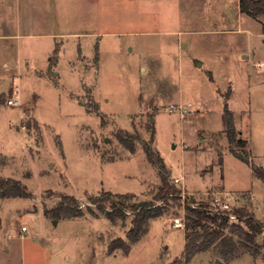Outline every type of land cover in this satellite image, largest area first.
<instances>
[{"label": "rangeland", "instance_id": "1", "mask_svg": "<svg viewBox=\"0 0 264 264\" xmlns=\"http://www.w3.org/2000/svg\"><path fill=\"white\" fill-rule=\"evenodd\" d=\"M238 7L239 0H0V264L180 258L187 220L174 202L139 241L129 239L133 204L152 201L162 186L145 144L189 201L210 207L231 194L234 209L264 224V182L254 171L264 168V17L239 15ZM226 104L244 148L227 139ZM17 186L27 198L2 197ZM105 192L135 196L115 199L125 218H108L112 201L105 212L91 203ZM63 195L78 200L81 216L54 218ZM233 237L229 257L218 244L189 264H264V233L256 246ZM119 240L128 250L111 249Z\"/></svg>", "mask_w": 264, "mask_h": 264}, {"label": "trees", "instance_id": "2", "mask_svg": "<svg viewBox=\"0 0 264 264\" xmlns=\"http://www.w3.org/2000/svg\"><path fill=\"white\" fill-rule=\"evenodd\" d=\"M239 7L241 13L254 20L259 21L261 17H264V0H239ZM262 27L264 34V23ZM224 123L226 136L230 144L244 148L247 142L238 138L239 133L235 128L234 114L229 110L227 104L225 106ZM137 138L142 141L139 136ZM121 141L127 145L126 147L131 153L135 152V148L133 146L130 147L124 138H121ZM144 149L148 161L157 166L161 172L162 186L152 201L133 204V227L129 232V239L133 243L139 241L147 233L151 220L164 216L166 205L171 201L184 208L186 213L185 220H187V223H184V228L187 233L185 234L186 244L182 256L169 264H189L197 254L204 253L218 244L220 247L219 255L227 258L236 248L233 236H237L249 246L257 245L256 239L258 235L264 233V224L251 211L245 208L234 209L232 212L213 211L207 205H197L195 201H189V198L186 195L184 196L182 191L168 179L165 161L157 156L148 144H145ZM235 156L248 164V156L240 154H235ZM254 171L257 177L264 182V168L256 166ZM2 197L27 198L28 194L22 192L21 188L17 186L4 192ZM134 197L132 194L114 195L105 192L102 197H94L90 201L99 207L102 212H105L102 204L105 201H112V207L107 212V215L111 221H115L116 218L126 217L123 207L115 199L131 200ZM53 213L54 218L61 219L63 217H79L82 215V210L76 198L63 195L59 204L53 209ZM231 216L236 217L237 223L231 221ZM227 231L231 233V236L228 235ZM119 248L128 250L129 247L122 240L112 243V250Z\"/></svg>", "mask_w": 264, "mask_h": 264}, {"label": "built area", "instance_id": "3", "mask_svg": "<svg viewBox=\"0 0 264 264\" xmlns=\"http://www.w3.org/2000/svg\"><path fill=\"white\" fill-rule=\"evenodd\" d=\"M9 105L17 106L19 105V101L16 99H11L8 102ZM170 110H175V106H171ZM182 113L188 112V107L182 108L180 110ZM175 182H179V179H176ZM185 196V194H183ZM234 200V196L231 194H224L221 197H215L210 201V208L213 211H220V212H232L234 208L231 205V202ZM237 219L235 216H231V221L235 222ZM177 227H182V224L176 225ZM23 231H26L25 228H23Z\"/></svg>", "mask_w": 264, "mask_h": 264}, {"label": "crops", "instance_id": "4", "mask_svg": "<svg viewBox=\"0 0 264 264\" xmlns=\"http://www.w3.org/2000/svg\"><path fill=\"white\" fill-rule=\"evenodd\" d=\"M238 12L240 13L239 15H245V14H243V13H241V11H240V7H238ZM247 16V15H246ZM218 19H219V22H221L222 24H226L227 22H228V17H227V15L226 14H221L219 17H218ZM203 64L204 63H200L199 64V67L200 66H203ZM180 179H182V178H180ZM260 221V220H259ZM261 222V221H260ZM225 264H229L228 262H226Z\"/></svg>", "mask_w": 264, "mask_h": 264}, {"label": "water", "instance_id": "5", "mask_svg": "<svg viewBox=\"0 0 264 264\" xmlns=\"http://www.w3.org/2000/svg\"><path fill=\"white\" fill-rule=\"evenodd\" d=\"M57 220L54 221V224L57 225ZM217 264H223L221 261L217 260Z\"/></svg>", "mask_w": 264, "mask_h": 264}]
</instances>
